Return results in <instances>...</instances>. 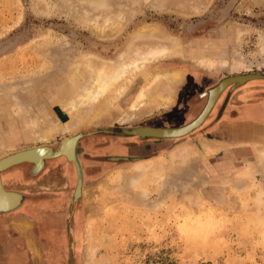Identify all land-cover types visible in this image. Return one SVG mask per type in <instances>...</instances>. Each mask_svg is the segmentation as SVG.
Returning a JSON list of instances; mask_svg holds the SVG:
<instances>
[{"label":"rangeland","instance_id":"rangeland-1","mask_svg":"<svg viewBox=\"0 0 264 264\" xmlns=\"http://www.w3.org/2000/svg\"><path fill=\"white\" fill-rule=\"evenodd\" d=\"M198 1L0 0V129L11 116L20 139L14 148L0 147L4 153L56 149L69 136L34 141L28 124L36 102L52 98L49 83L69 89L64 62L72 54L115 60L147 25L186 53L140 76L107 116L80 130L82 186L75 202L76 168L65 157L36 175L30 164L1 174L5 188L24 199L0 215V264H264V80L226 89L208 120L182 139L95 132L183 126L204 108L199 94L221 79L264 73V0H201L203 11L191 13ZM119 14L124 30L102 39L95 27ZM239 28L247 31L240 47ZM210 43L219 51L215 65L190 60L192 49ZM241 63L251 68H238ZM176 69L185 71L182 82L162 80L154 99L131 109L146 77ZM16 103L31 111L25 121ZM51 108L64 120L57 104ZM126 114L132 120L120 122ZM19 168L23 178L10 173Z\"/></svg>","mask_w":264,"mask_h":264},{"label":"bare ground","instance_id":"bare-ground-1","mask_svg":"<svg viewBox=\"0 0 264 264\" xmlns=\"http://www.w3.org/2000/svg\"><path fill=\"white\" fill-rule=\"evenodd\" d=\"M182 3L183 4L180 3L181 6L183 5L185 8V1H183ZM204 4L205 3L201 0L198 2H194L189 6V11L194 14H200V12H202L205 8ZM185 9H187V7ZM125 25L126 18L123 14H119L116 17L106 16L103 23L95 27V31L102 39L113 38L119 35L124 30ZM246 32L247 31L244 29H238L239 36L237 41L239 47L243 42ZM131 37L132 39L128 41L124 50L119 53L118 57L115 60L106 61L105 59H101L91 54H87L86 57L72 54L64 62L66 70L65 77L68 79L69 89H65L63 86L64 84L59 87L57 85L59 82L57 81L55 83H49V90L53 89L54 91L52 93V98L49 97V102L44 101L43 105H38V103L36 102L37 111L35 114H32L34 117L31 116V114L29 115L31 116L32 120L30 119V124H28L34 134V141L47 143L50 142V140H52L56 135L63 136L65 134H69V136L65 137V139L62 141V145L57 150V152H55L48 146H34L16 152L8 151V153L0 151V161L7 157L18 154V156L9 158L3 163H11L19 160L31 161L35 164L34 173L38 174L43 169L45 161L48 159L59 157H67L66 159H73V157L76 158L75 150L77 142L79 140L76 141L77 138L75 137H81L80 130L83 127L91 126L101 118L105 117L109 110L126 96L134 82L140 76H144L145 74L151 72L154 67L157 66L160 62L168 60L174 55H180V57H182L183 59L185 58L186 53L182 48H179L174 39L160 32L158 30V27H156L155 25H147L145 27H142L138 29L137 32L134 33V35H132ZM205 46V48L193 47L194 50L192 49V51H194L196 57H193L190 60L195 61L202 59L207 60L208 62H211L215 65L217 61L215 60L214 56L217 55L219 51L215 49L216 46L211 43ZM205 49H209L208 53L205 52ZM205 54L207 56H205ZM55 62H51L54 70ZM60 63H56V67H58V69L59 67L62 68V63ZM241 67L245 69L251 68V66L244 65V63L238 64V68ZM49 69H51L52 71V68ZM252 74L255 73L247 72L245 74L233 75L226 77L218 82L223 83L221 85V92L216 99V91H212L210 93L209 97L211 107L208 110L204 123L211 116L220 96L230 86L231 81H239L243 79L241 77L245 75L246 78L252 77L249 76ZM184 78L185 71L183 69L170 70L164 74L155 73L154 75H152V77H146L147 83L138 91V94L135 98V103H132V107L130 106L131 109L137 108L139 105H143L146 100L154 99V97L157 95V90L155 89L162 80L168 82V84L171 85L173 83L182 82ZM53 85H57L54 87L55 89L53 88ZM15 102L17 101H13V103ZM19 103L21 104V102ZM20 104L16 103V108L18 109L17 116L19 120L23 121L26 115H28V112L31 111H29L28 109V111L22 109V106ZM53 104H57L60 109L63 110L64 120H60L57 117V114L53 112L51 108ZM8 118L9 122L7 119L5 120L8 127L5 128L4 131L0 129L1 149L14 148L17 142H19L20 140L18 138L19 133H17L15 130V120L11 116ZM119 119L120 122H128L129 120H132L128 114L124 116L121 115ZM179 127L160 128L150 126H137L131 129H121L119 134H121L122 136H135L141 139L146 137H171L178 133V131L169 129H175ZM2 133H5V137ZM22 140H28L27 133L22 134ZM20 153L21 155H19ZM20 164L23 163L16 164V166ZM0 183L2 189L5 192L16 193L14 195H3L2 193H0V201L13 199L19 201L18 195L21 194L15 191L7 190L3 184L1 174ZM77 188L76 190L78 191H76L75 197H79L81 195L80 182H78Z\"/></svg>","mask_w":264,"mask_h":264},{"label":"water","instance_id":"water-1","mask_svg":"<svg viewBox=\"0 0 264 264\" xmlns=\"http://www.w3.org/2000/svg\"><path fill=\"white\" fill-rule=\"evenodd\" d=\"M249 76H252V77H247L246 78V75H245V76L241 77L243 79H241L239 81H231L230 86H232L233 88H235V87L242 86V85H244V84H246L248 82H251V81L264 80V73L263 74H260V73L257 72L255 74H252V75H249ZM222 84L223 83H217L214 87H212L209 90H207V92L205 93V95L208 97L207 98V102H206L204 108L202 109L201 113L197 116V118H195L194 120H192L188 124H185L182 127L175 128V129H169V130H173V131H178V133H176L174 136H171V137H146V138H153V139H159V140H165V139L176 140V139L185 138L186 136H188L189 134H191L192 132H194L195 130H197L204 123V120H205V118L207 116L208 110L211 107V105H210V97H209L210 96V93L212 91H216V94H215L216 95L215 99H216L217 96L219 95V93L221 92V85ZM80 136L82 137L83 135H81V133H80ZM81 137H78V136L75 137V138H77L76 141H78ZM146 138H143V139H146ZM61 145H62V141L59 142L58 148L55 150V152H57V150L60 148ZM19 155H21V153ZM15 156H18V154H15V155H13L11 157H7V158H5V159H3V160L0 161V174L6 172V169L8 171L9 168H11L13 166H16V164H19V163L32 165V173L33 174H36V173H34L35 164L33 162H31V161L19 160V161L11 162V163L10 162L3 163L5 160H7L9 158H13ZM66 160L68 162H72L74 164V166L76 168V171H77V186H78V182H80L81 183V186H82L81 169H80V166H79V163H78L77 158L73 157V159H66ZM77 189H79V188H77ZM76 191H78V190H75L74 198H77V197H75ZM0 193H2L3 195L4 194L5 195H14V194H16V193H11V192H5L2 189L1 183H0ZM18 196H19V201H16L14 199L13 200L0 201V215L10 213V212L15 211L17 208L20 207L21 201H22V196L21 195H18ZM70 233L72 234V230L71 229H70Z\"/></svg>","mask_w":264,"mask_h":264},{"label":"flooded vegetation","instance_id":"flooded-vegetation-1","mask_svg":"<svg viewBox=\"0 0 264 264\" xmlns=\"http://www.w3.org/2000/svg\"><path fill=\"white\" fill-rule=\"evenodd\" d=\"M224 79V78H223ZM222 80V79H221ZM227 89H233V87L232 86H230V87H228ZM209 90V89H208ZM207 92V90L206 91H204V92H202L201 94H199V96L200 97H202V99H205V102H206V98H207V96L205 95V93ZM218 103V102H217ZM246 112H248L247 110H245ZM245 119H247V118H245ZM137 127V126H136ZM152 127H156V126H152ZM134 128V127H133ZM161 128H166V127H161ZM129 129H131V128H129ZM120 130L121 129H119V131L116 133V132H112V131H110V130H96L95 132H101V133H106V134H117V136H122L121 134H119L120 133ZM81 134L83 135L81 138H83L84 137V133H82L81 132ZM87 135V134H86ZM126 137H135V136H126ZM136 138H138V137H136ZM138 139H140V138H138ZM146 139H148V138H146ZM146 139H141V140H146ZM80 140V139H79ZM78 143V142H77ZM77 147V146H76ZM58 148V147H57ZM56 148V149H57ZM53 149V148H52ZM56 149H53L54 151L56 150ZM76 151V150H75ZM76 158H77V155H76ZM55 159V158H54ZM59 159V158H58ZM109 159H111V160H117L118 158H109ZM53 159H50V160H47V161H45V165H46V162H48V161H52ZM78 160V159H77ZM79 163V162H78ZM45 165H44V167H43V169L45 168ZM79 166H80V164H79ZM42 169V170H43ZM80 169H81V167H80ZM22 168H19V169H17V170H12V172H10V173H12L13 175H15V176H18V177H20V178H23V174H22ZM41 170V171H42ZM76 170V169H75ZM40 171V172H41ZM39 172V173H40ZM38 173V174H39ZM30 174H32V175H36V174H33L32 173V165H31V169H30ZM76 174H77V171H76ZM81 177H82V171H81ZM82 179V178H81ZM76 186H77V181H76ZM75 186V189H74V193H73V196H72V202H75L79 197H77V198H74V194H75V190H76V187ZM23 199H24V195H22V201H23ZM21 201V202H22ZM71 215H67V217H70ZM71 229V228H70ZM72 230V229H71ZM72 235H73V233H72Z\"/></svg>","mask_w":264,"mask_h":264}]
</instances>
